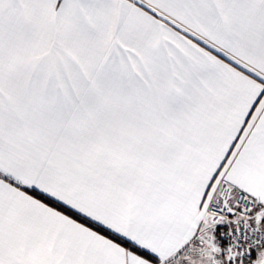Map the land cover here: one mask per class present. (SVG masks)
I'll use <instances>...</instances> for the list:
<instances>
[{
  "label": "snow or ice",
  "instance_id": "6c2138e0",
  "mask_svg": "<svg viewBox=\"0 0 264 264\" xmlns=\"http://www.w3.org/2000/svg\"><path fill=\"white\" fill-rule=\"evenodd\" d=\"M0 264H264V0H0Z\"/></svg>",
  "mask_w": 264,
  "mask_h": 264
}]
</instances>
